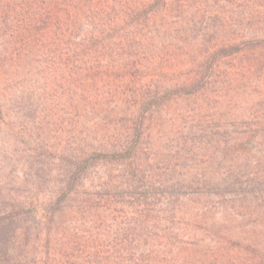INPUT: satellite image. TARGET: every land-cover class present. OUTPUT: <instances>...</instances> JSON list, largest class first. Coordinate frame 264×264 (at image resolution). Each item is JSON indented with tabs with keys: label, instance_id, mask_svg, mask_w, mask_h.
Instances as JSON below:
<instances>
[{
	"label": "trees",
	"instance_id": "trees-1",
	"mask_svg": "<svg viewBox=\"0 0 264 264\" xmlns=\"http://www.w3.org/2000/svg\"><path fill=\"white\" fill-rule=\"evenodd\" d=\"M0 264H264V0H0Z\"/></svg>",
	"mask_w": 264,
	"mask_h": 264
},
{
	"label": "rangeland",
	"instance_id": "rangeland-1",
	"mask_svg": "<svg viewBox=\"0 0 264 264\" xmlns=\"http://www.w3.org/2000/svg\"><path fill=\"white\" fill-rule=\"evenodd\" d=\"M202 112H204V110Z\"/></svg>",
	"mask_w": 264,
	"mask_h": 264
}]
</instances>
